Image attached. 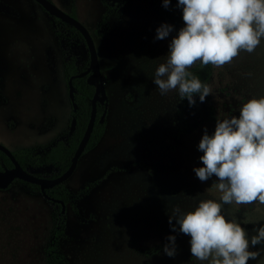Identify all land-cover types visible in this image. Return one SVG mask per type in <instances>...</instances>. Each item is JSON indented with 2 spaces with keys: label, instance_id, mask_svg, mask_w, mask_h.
Listing matches in <instances>:
<instances>
[{
  "label": "rangeland",
  "instance_id": "obj_1",
  "mask_svg": "<svg viewBox=\"0 0 264 264\" xmlns=\"http://www.w3.org/2000/svg\"><path fill=\"white\" fill-rule=\"evenodd\" d=\"M8 1L13 7L0 1V143L15 151L63 136L71 111L63 61L74 55L81 69L88 52L80 40L57 38L50 15L34 0ZM50 1L92 34L108 102L101 139L65 180L72 192L95 184L66 204L60 250L69 264H208L192 256L191 237L179 231L175 219L202 200L223 204L213 187L217 177L201 182L196 176L194 169L203 167L198 146L205 131L214 134L218 118L238 117L244 103L261 97L256 87L264 72L263 40L254 52L241 51L223 67L210 64L216 120L182 134L179 94L162 95L153 78L185 26L183 8L163 17L151 0H128L99 37L93 30L103 9L100 0ZM164 23L173 31L158 40L157 28ZM222 214L240 223L249 239L264 226V204L258 201L223 204ZM52 224V204L39 189L19 182L0 189V264H45ZM173 235L176 254L169 256L164 247ZM149 248L157 252L143 253ZM250 251L257 257L248 264H264V243Z\"/></svg>",
  "mask_w": 264,
  "mask_h": 264
},
{
  "label": "clouds",
  "instance_id": "obj_2",
  "mask_svg": "<svg viewBox=\"0 0 264 264\" xmlns=\"http://www.w3.org/2000/svg\"><path fill=\"white\" fill-rule=\"evenodd\" d=\"M167 8L171 0H163ZM185 26L170 43L165 62L156 68L153 83L162 95L176 91L195 105L212 94L211 87L188 71L197 62L223 67L241 51L252 53L264 38V0H178ZM173 31L167 23L157 28L156 39ZM199 150L203 167L194 169L201 182L215 176L213 187L223 204H264V96L249 99L239 116L217 120L215 132L203 135ZM217 200L200 201L194 211L175 219L179 231L191 237V254L208 264H248L257 253L250 247L264 243V226L249 239L240 223L222 214ZM174 211H178L174 210ZM173 217H170V223ZM173 225V228L176 227ZM164 251L176 254V237L169 236Z\"/></svg>",
  "mask_w": 264,
  "mask_h": 264
},
{
  "label": "trees",
  "instance_id": "obj_3",
  "mask_svg": "<svg viewBox=\"0 0 264 264\" xmlns=\"http://www.w3.org/2000/svg\"><path fill=\"white\" fill-rule=\"evenodd\" d=\"M126 1L127 0H101L104 9L95 28L96 35L101 37L107 34L110 20L112 18L119 17L120 8ZM151 3L157 13L163 17L170 16L180 7L178 6V0H171V4L167 8L164 6L163 0H151ZM52 18L54 25L53 28L56 35L59 36L66 31L69 33V36L77 35L81 40H83L80 33L73 26L65 23L53 15ZM262 40L264 42V38H262ZM83 70L84 68L78 70L75 63V57L73 55H65L63 72L66 80L70 76ZM188 71L198 77L203 83H209L211 78L210 64L205 66L200 63L199 65L188 69ZM87 78L88 76L85 75L82 77H74L72 79V92L74 95V102L77 105L75 110H71L69 118V123L72 117L76 119L75 129L72 133L69 132L68 127L63 131L62 137L55 139L49 144L36 145L11 151L24 170L38 176L55 178L67 169L71 162L73 153L85 130L91 110V98L95 85L90 84L87 81ZM261 78L260 84L256 87V89L259 91L261 96H264L263 70L261 71ZM195 100V105H189L186 97L183 100H181L180 97L178 99L177 131L179 133L186 134L193 132L202 123L216 120V110L210 95H208L205 100L201 102L199 94H195ZM96 107V118L83 154L97 145L105 130V121L100 122L99 120L104 109V103L97 102ZM12 166L13 164L9 157L0 150V170L11 168ZM15 182L25 184L31 189H39L38 185L25 182L20 179H15L8 187ZM94 184L95 182H91L76 193L70 191L66 187L65 183H61L44 190V195L59 200V202L48 200L53 207V224L48 241L45 245V264H69L68 258L59 248L60 239L64 236L66 229V215L64 212H61L60 201H63L65 204L69 202L73 204L89 190L90 185ZM142 251L145 254L154 255L157 252V249L149 248L148 250L145 249Z\"/></svg>",
  "mask_w": 264,
  "mask_h": 264
},
{
  "label": "water",
  "instance_id": "obj_4",
  "mask_svg": "<svg viewBox=\"0 0 264 264\" xmlns=\"http://www.w3.org/2000/svg\"><path fill=\"white\" fill-rule=\"evenodd\" d=\"M37 1L47 12L50 14L60 18L61 20L67 22L68 24H71L74 26L83 36L86 46L88 48L89 52V65L87 69L84 72L78 73L76 75L71 76L67 80V85H68V93H69V98L70 101L73 104V108L76 109V104L74 103V96L72 92V78L75 76L81 77L83 75H86L87 73L90 72L87 81L90 84L95 85V90L93 93V96L91 98V110L89 114V119L87 122V125L85 127V130L82 134L81 139L79 140V143L73 153V156L71 158V162L67 169L58 175L55 178H47V177H42L35 175L31 172H28L24 170L19 162L16 160L15 156L9 150L6 148L4 145L0 143V150L4 152L9 159L11 160L13 166L11 168H5L3 170H0V189H5L7 188L15 179H20L25 182H29L32 184H36L39 186V189L41 192H44L45 189L51 188L55 185L61 184L65 182V180L73 173L77 166L78 159L82 155L84 148L88 142V139L90 137L95 117H96V103L98 102H103L106 98V92H105V87L104 83L102 80V74L101 70L99 67V61L97 57V52L95 48V44L93 41L92 36L88 32V30L74 17L69 15L68 13L64 12L61 10L59 7H57L55 4H53L50 0H35ZM106 103V102H105ZM106 114V111H104L101 114L100 121L102 122L104 120V116ZM75 124H76V119L73 117L70 122V129L69 132L72 133L73 130L75 129ZM61 203V211H65V204L63 201H60Z\"/></svg>",
  "mask_w": 264,
  "mask_h": 264
},
{
  "label": "flooded vegetation",
  "instance_id": "obj_5",
  "mask_svg": "<svg viewBox=\"0 0 264 264\" xmlns=\"http://www.w3.org/2000/svg\"><path fill=\"white\" fill-rule=\"evenodd\" d=\"M35 1V0H34ZM128 1V0H127ZM126 1V2H127ZM36 3H38L37 1H35ZM125 2V3H126ZM100 3H101V0H100ZM124 3V4H125ZM5 4V3H4ZM54 4V3H53ZM123 4V5H124ZM152 4V3H151ZM6 6H8L7 4H5ZM38 5L43 9V11H45V13H48V15H50V19H51V22H52V31H53V33H54V35H56V33L54 32V28H53V18H52V14H50L49 12H47L39 3H38ZM122 5V6H123ZM101 6H102V8H103V5H102V3H101ZM9 7H11V6H9ZM104 9V8H103ZM103 9H102V12H103ZM62 10V9H61ZM120 10H121V8H120ZM101 12V13H102ZM70 15V14H69ZM54 16V15H53ZM72 16V15H71ZM100 16H101V14H100ZM100 16H99V18H100ZM56 17V16H55ZM73 17V16H72ZM58 18V17H57ZM75 18V17H74ZM60 19V18H59ZM113 19V18H112ZM111 19V20H112ZM99 20V19H98ZM110 20V21H111ZM63 21V20H62ZM65 22V21H64ZM65 23H67V22H65ZM97 23H98V21H97ZM97 23H96V25H97ZM68 24V23H67ZM69 25H71V24H69ZM96 25H95V27H94V34H95V28H96ZM72 26V25H71ZM74 27V26H73ZM75 28V27H74ZM76 29V28H75ZM77 30V29H76ZM78 31V30H77ZM79 32V31H78ZM89 32V31H88ZM80 33V32H79ZM90 33V32H89ZM80 35H81V33H80ZM90 35L92 36V34L90 33ZM96 35V34H95ZM60 36H65L68 40H80L82 43H83V45L87 48V46H86V43H85V40H84V38H83V36L81 35V37L83 38V40H81L77 35H75V36H69V33L68 32H64V33H62V34H60L59 36L58 35H56V37L57 38H59ZM96 36H98V35H96ZM92 38H93V36H92ZM93 41H94V44H95V40H94V38H93ZM95 48H96V44H95ZM87 52H88V48H87ZM96 52H97V48H96ZM74 56V55H73ZM75 57V56H74ZM97 57H98V55H97ZM88 64H87V62H86V64L83 66V68H84V70L83 71H81V72H84L86 69H87V67H88V65H89V52H88ZM98 61H99V59H98ZM75 63H76V60H75ZM63 64H64V61H63ZM77 66V65H76ZM99 67H100V64H99ZM83 68H81V69H83ZM81 69H78V70H81ZM101 70V69H100ZM81 72H78V73H81ZM77 73V74H78ZM89 74H90V72L89 73H87L86 75L87 76H89ZM102 74V73H101ZM76 75V74H75ZM63 76H64V72H63ZM73 76V75H72ZM83 76H85V75H83ZM71 77V76H70ZM69 77V78H70ZM75 77H78V76H75ZM82 77V76H81ZM1 78V77H0ZM65 78V77H64ZM68 78V79H69ZM74 78V77H73ZM72 78V79H73ZM67 79V80H68ZM103 80V79H102ZM104 83V82H103ZM104 87H105V85H104ZM67 89H68V85H67ZM95 90V89H94ZM105 92H106V88H105ZM94 93V92H93ZM74 96V95H73ZM93 96V95H92ZM68 97H69V93H68ZM69 102H70V104H71V110L72 109H74L73 108V104H72V102L70 101V98H69ZM98 102V101H97ZM106 102V103H105ZM75 103V102H74ZM100 103H104V109H103V112L104 111H106V114H107V105H108V102H107V92H106V98H105V100L103 101V102H100ZM76 104V103H75ZM96 105H97V103H96ZM76 108H77V105H76ZM75 110V109H74ZM96 111H97V107H96ZM102 112V113H103ZM101 113V114H102ZM70 114H71V111H70ZM106 114H105V116H104V120L103 121H105V119H106ZM100 117H101V115H100ZM70 118V117H69ZM73 118V117H72ZM71 118V119H72ZM96 118V117H95ZM99 120H100V118H99ZM102 121V122H103ZM70 122H71V120H70ZM101 122V121H100ZM68 127H69V129H70V123H68ZM49 143H51V142H49ZM49 143H47V144H49ZM46 145V144H45ZM82 155H83V153H82ZM79 160V159H78ZM74 172V171H73ZM42 177H44V176H42ZM48 178V177H47ZM63 183H65V182H63ZM67 187V186H66ZM40 190V189H39ZM41 192V191H40ZM42 193V195L43 196H45V198H47V200H50V201H58L59 202V200H57V199H54V198H52V197H47L46 195H44V193L43 192H41ZM74 193H76V192H74ZM65 204V203H64ZM60 206H61V203H60ZM65 206H66V204H65ZM62 212V211H61ZM64 213H65V211H64Z\"/></svg>",
  "mask_w": 264,
  "mask_h": 264
},
{
  "label": "crops",
  "instance_id": "obj_6",
  "mask_svg": "<svg viewBox=\"0 0 264 264\" xmlns=\"http://www.w3.org/2000/svg\"><path fill=\"white\" fill-rule=\"evenodd\" d=\"M0 1L4 2V3L7 4L8 6L13 7V4H12L11 1H8V0H0ZM16 1H17V0H16ZM23 1H29V0H23Z\"/></svg>",
  "mask_w": 264,
  "mask_h": 264
}]
</instances>
